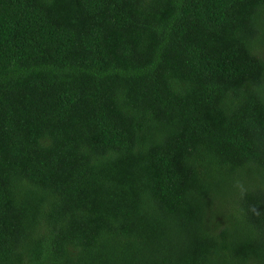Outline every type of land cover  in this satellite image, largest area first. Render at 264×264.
I'll use <instances>...</instances> for the list:
<instances>
[{
	"label": "trees",
	"instance_id": "obj_1",
	"mask_svg": "<svg viewBox=\"0 0 264 264\" xmlns=\"http://www.w3.org/2000/svg\"><path fill=\"white\" fill-rule=\"evenodd\" d=\"M0 264H264V0H0Z\"/></svg>",
	"mask_w": 264,
	"mask_h": 264
}]
</instances>
